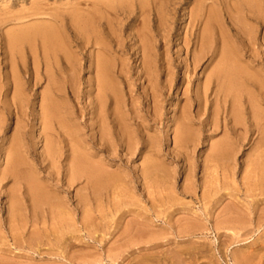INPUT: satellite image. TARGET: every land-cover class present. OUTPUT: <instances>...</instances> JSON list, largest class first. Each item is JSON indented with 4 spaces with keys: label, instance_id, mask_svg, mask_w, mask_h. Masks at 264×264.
<instances>
[{
    "label": "rangeland",
    "instance_id": "obj_1",
    "mask_svg": "<svg viewBox=\"0 0 264 264\" xmlns=\"http://www.w3.org/2000/svg\"><path fill=\"white\" fill-rule=\"evenodd\" d=\"M222 1L224 0H0L1 38L8 29H15V26L18 28L23 24L28 25L29 22L30 25L32 22L39 23L41 21L44 22V20L45 22H49L50 17L45 15L31 16L32 18L28 17L18 22H9L4 18H8L12 14H14L12 17H15L17 15L15 13L20 15L34 5L40 9L42 8L41 10H44L43 12L45 13L59 15L57 26L69 46L71 58V66L62 59L61 68L72 67V69L69 71L65 70L58 77L60 86L59 97L57 98L58 104L66 107L70 114L71 124L78 126L81 136L86 143V149L90 153L101 159H105L106 163L111 166V169L118 170L121 174L128 175L132 181L137 182L129 183L128 186L121 188L125 194L133 196L137 206H131L132 208L130 207V209L136 213L131 212L127 208L124 209L125 211L122 210L120 212L122 213V217L124 216L120 218L121 220L117 219L120 214L118 213L114 219L110 220L109 218L106 221L107 219H104L102 215L104 216L109 210L103 204L99 208L102 211L104 210L102 212L103 214L101 212L100 215L98 212L92 213L91 216H94L92 218H95V220L91 218L90 222L83 226L81 225L82 220H80V217H82L80 215L81 213L75 211L73 213V219L76 229L80 232L76 230V234L73 233L74 235H71V238H75H69L70 240H68L70 242L62 243L59 237L53 234V230L50 231L53 225L47 217L44 222L41 220L42 223L35 224L34 221L23 218L19 224L16 222V224L11 223L9 226L6 224L8 194L11 193L9 189L13 190L16 186L11 185L13 184L12 181H2L0 183V244L2 243L0 245V264H137L144 257L148 259V256L149 259L151 258V261L146 260L147 264H149V261L150 264H169L170 262L168 261H172L173 259L180 260L178 264H244L242 263L243 261H246L245 264H264V171L261 174L258 166V162L263 163L262 168L264 170V145L259 144L260 135L258 133H250L249 140L236 141L235 135L229 134L224 130V124L228 123L230 127L232 123L231 117L229 116L231 111L230 103L224 106L222 101L216 99L214 92L207 91L204 94L199 89L205 82L206 73H203L205 67L210 64L209 60L204 61L202 67L196 70H193L191 67L185 69L184 66V61L189 62L192 59L189 52L193 50L192 42L196 41L198 33L196 28L194 29L193 37L187 38V32L190 27L189 17L191 13H195L199 8L203 13H207L209 10L215 11L219 15V21L222 24L221 27H223L230 41L236 42L235 39L241 37V39H238V44H240V41L245 44L239 28L227 15L228 12H233L232 18L236 16L234 5L240 0H225L231 2L229 5L232 6L222 3ZM73 7H76L77 10L73 9ZM52 9L55 10L52 11L53 13L49 11ZM77 12L82 13L81 15L84 18L93 17L95 19L94 23L89 26L88 31H92L91 27L93 26L95 28V34H98L106 46L108 52L107 59L110 64V75L119 97L120 107L126 115L127 121L131 125L132 130H134L139 142L140 153L134 156H125L124 152L119 149L116 154H110V157V152L101 150L104 147L97 145L96 139L91 131L89 113L93 109L90 105V94L93 87L90 86L92 83V75H90L91 71L88 65L90 56L98 52L99 46L94 45L92 37L91 39L89 38L91 35L87 36L84 31L78 30L72 23L73 16L71 15ZM258 12L255 15H249V29L254 37L255 44L252 47L253 51L248 53L246 60L253 62L252 65L264 71V45H262L264 28L261 27L264 23L263 2L260 3V10ZM216 26L218 27L219 24ZM191 39L193 40L192 42L189 41ZM143 45H147L150 48L152 69L156 70L153 71V82L151 83L147 81V76L142 68L141 51ZM187 48H189L188 55L186 53ZM252 56L256 58L257 63L252 60ZM0 61H4V57L1 54ZM209 70L210 68L206 72ZM5 71V68H0V74L5 73ZM46 86L47 82L43 80L34 88L31 85H27L29 104L23 110H17L13 105H10L11 92H9V103L8 98L0 97V117L5 119L4 124L0 125V151L3 140L6 143L20 129L26 133L24 143L30 149L31 153V155L27 156V161L29 160L30 165H37L38 167L41 163L40 158L42 156L41 152L44 141L39 136L41 127L38 125L36 117L39 113V94L45 90ZM198 92L201 98L199 103L196 100V94ZM114 105L113 99L107 101L106 106L110 111ZM240 106L243 108V117L248 120L250 117L249 110L247 107L244 108L241 103L239 108ZM233 108H236V106ZM186 115L192 118V122L188 127L193 132L195 139L188 143L191 147L186 144L178 148V146L173 145L174 140L172 137H174L173 134L175 132H173V129L169 130L170 119L172 117L174 118L172 122L174 124L176 121L178 123L181 121L180 123H182V118ZM214 120L215 122H213ZM251 129L254 128L252 127ZM224 136L226 139L223 138ZM61 138L63 139V137ZM149 141L153 145V150H149L151 154L153 153L152 159L155 158L159 161L155 160L158 163V174L160 178L157 177L153 183L149 182V184H145L146 187H143L141 181L136 178L135 170L136 168L140 169L142 167L143 161L141 160L144 156L150 154L148 149L145 148V145H148ZM220 141H227L228 145H230L229 157L227 158L229 168H219L215 167L214 163H209L207 169L203 163L211 153L209 149ZM235 142L236 144H234ZM65 150H63L64 154L60 164L55 163L52 167L53 169L48 170L44 167L46 165L44 163L42 165L44 169L39 170V178L49 186L53 185L54 181L47 178V173L50 175L54 174L51 177L54 180L56 178L63 179V176L61 174L59 175V173H62L65 169V164L67 165L65 156L70 153L67 151V148ZM145 152H149V154H145ZM262 153L263 155L260 158L259 154ZM184 157L187 158L188 162ZM222 161H226V159L224 158ZM251 161L253 162L252 165L250 164ZM60 165L64 168H60ZM4 166V159L2 157L0 158V170ZM223 177H225L224 182L222 181ZM214 178L217 179L213 180ZM126 180L129 181V178H126ZM215 181L217 182L215 183ZM216 184L217 186H215ZM81 186L77 185V188ZM126 187H129L130 190L128 188L126 190ZM71 191L69 194L70 198L74 194L72 189ZM145 192H150L151 195L148 196ZM212 192L215 194L214 197L213 194L211 196ZM224 192L225 196L223 195L224 197H222ZM203 194L211 196L206 206L201 201ZM227 194H231V196ZM61 195V197L67 196L65 193H61ZM167 197L173 202V205L169 207V212L171 208H174L172 209L174 213L168 212V205H165ZM217 199L219 201H217L218 203L215 201ZM148 201L152 202L148 204ZM26 202L27 204L29 203V201ZM153 202L156 203L153 204ZM72 203L71 207L73 208L75 203L74 201ZM214 203L217 205H214ZM27 204L24 203V205ZM151 209L153 210L150 212L149 210ZM209 209L211 212H209ZM123 211H129L132 215L135 214L136 216H130V213H124ZM158 212L159 214L161 212L160 216ZM140 213H142V216ZM144 213L146 214L144 215ZM193 213L198 214H194V218L196 217V219L191 218ZM41 217L40 219H42ZM166 217H169V220L172 221L170 222ZM148 218L154 221L151 231H156L153 233V243L155 245L157 242L156 246L158 247L153 246V254L147 251L145 248L146 245L139 243L141 241L140 239H137L139 232L136 230L139 229L138 226L140 229H144V226L147 227L148 225L146 224L150 223L148 221L147 223L145 222L146 224L143 223L145 221L143 219L148 220ZM140 220L143 221L141 222ZM191 221L193 224L190 223ZM23 224L25 225L23 226ZM183 224L194 229H203V232H196L194 235L181 237L177 232L181 227H184ZM48 225H51L52 228ZM32 226L35 227L33 228ZM100 226L103 233L99 230ZM111 226H115V228L118 226L119 228L117 227L116 230L115 228L112 229ZM89 227L92 228L90 229ZM205 227L207 230H205ZM225 227H231V232L230 230H226L227 232L222 230ZM49 228L51 229L49 230ZM159 228L161 230H165L166 228V231L170 232L165 233L166 231L163 232L164 230L161 231ZM217 228H220V230H217ZM45 229L46 231H44ZM83 229L85 230L84 232ZM119 229L121 230L119 231ZM123 229L127 231L125 232ZM34 230H37L38 234ZM158 230L162 233H159ZM232 230H236V232L240 230L241 232L238 234L235 231V233L232 232ZM95 231L98 232L96 233ZM110 231H115V233L112 234ZM122 231L126 233L124 234L123 232L124 237L121 234ZM28 232L31 234H28ZM132 232L135 233V236ZM93 233L95 237L92 235ZM99 233L103 235H99ZM115 235H119L120 237H116ZM13 236L17 239L19 237L20 240L14 243ZM24 237L27 238V241L23 239ZM38 238H41V240H38ZM138 238L141 237L138 236ZM141 239L142 241L144 240L143 238ZM24 240L26 242H23ZM32 240L39 242L36 241L33 243ZM45 240L47 243H44ZM5 241L7 242L6 244L3 243ZM31 241L32 244H30ZM61 243L62 246H60ZM47 244L49 245L47 246ZM69 244L72 245L69 246ZM50 245H52V248L55 247L52 249ZM141 245L143 246L140 248L139 246ZM179 247L185 248L184 251L183 249L179 250ZM46 248L47 251H44ZM63 248L66 249L64 250ZM54 249L56 250L54 251ZM57 249L59 250L57 251ZM50 250H52L51 252L54 255L52 253L49 254ZM63 250L65 252L68 250L71 253H63ZM169 251H171L170 255L169 253H164ZM83 253H87L88 255H85L87 257ZM171 254L173 255L171 256ZM80 255L82 256L79 257ZM162 255H165V258ZM133 258H137L138 260L136 259L134 261ZM242 259L244 260L242 261ZM81 260L82 262H79ZM237 260L239 261L237 262ZM174 261L177 263V260ZM174 261L171 263L175 264Z\"/></svg>",
    "mask_w": 264,
    "mask_h": 264
},
{
    "label": "bare ground",
    "instance_id": "obj_2",
    "mask_svg": "<svg viewBox=\"0 0 264 264\" xmlns=\"http://www.w3.org/2000/svg\"><path fill=\"white\" fill-rule=\"evenodd\" d=\"M261 2L264 3V0H259V1L258 0H240L238 3L234 5L235 7L234 11H236V14H235L236 16L232 18L233 12L227 13V15L229 16V19L239 28V31L242 34V39L245 40V44L241 43V41H240V44H238L239 42L238 39H241V37L240 38L237 37L235 39L236 42L230 41V39L226 36L223 30V27H221L222 24L219 21V15L215 11L209 10L207 13L206 12L203 13V11L199 8L195 11V13H191L189 17L190 27L187 32V38L193 37L194 29L196 28L198 30V33L196 36V41L192 42L193 41L192 39L189 40L192 42V46H193V50H190L189 52L191 54L192 59L189 60V62L184 61V64H185L184 66H185V69H188L189 67H191L193 70H196L202 67L204 61L209 60L210 64L207 67H205V71L203 73V74L206 73L205 82L203 83L202 87H199V89L203 91L204 94H206L207 91L214 92L216 99L222 101L224 103V106L225 104L230 103L231 111L229 113V116L231 117L232 123L230 127L228 123L224 124V127H223L224 130L227 131L229 134L235 135L236 141L238 140L242 141L245 139L249 140L250 133L251 134L258 133L260 135L259 144L264 145V71L257 68V66L252 65L253 62L246 60L248 53L253 51L252 47L255 44L254 37L249 29L250 28L249 15L250 14L255 15V13H259L258 11L260 10ZM222 3H225L226 5L231 4V2H228L225 0L222 1ZM229 6H232V5H229ZM41 9L38 6L34 5L31 8L27 9V11L26 10L24 12L21 11L23 13H21L20 15L18 13H15L18 16L16 15L15 17H12L14 15L12 14V16L9 15L8 18L6 17L4 18L7 19L9 22H18L20 20L22 21L23 19H26L31 16L45 15V16L50 17L49 22H45L44 20V22L41 21L38 23L36 21L37 23H33L31 21L32 23L30 25H29L30 23L29 22L28 25L23 24L21 27L17 28L15 26V29L13 28L8 29V31L5 32L3 37L2 38L0 37V54L3 55L4 57V61H0V68L6 69L5 73L0 74V97L8 98V103H9V92H11L12 96L10 100V105L11 106L13 105L17 110H23L29 104V99L27 97V89H28L27 85L29 86L31 85L34 88L40 84L41 80L47 82V86L45 90L39 94V97H40L39 104H38L39 113L37 114V117H36V121L38 125L41 127V129L39 130V136L44 141L43 150L41 152L42 156L40 158L41 163L39 167L37 165L33 166L29 164L28 162L29 160L27 161L28 159L27 156L31 155V153H30V149H28V147L25 146V143H24L26 133L18 129V131L14 135H12V137L9 140H7L6 143L3 140L1 151H0V158L3 157L5 166L3 169L0 170V183L2 181L3 182L12 181L13 184L11 185L16 186L13 190L9 189L11 193L8 194V205L6 204L7 205V208H6L7 217L5 218L6 224L8 226L11 223H15V222L19 224V222H21L23 218H27L31 221H34L35 224L39 222L42 223V221L44 222L45 218L47 217L49 218V221L51 220V223L53 225V228L51 227V225H48L52 228V229L49 228V230L50 229H51L50 231L53 230V234L57 235L59 237V240L62 243L63 242L65 243L70 240L69 238H71V235L75 233V231L77 230L75 227V221L73 219V216H74L73 213H75V211L81 213L80 214L82 216L80 217L81 218L80 220H82L81 225L84 226V224L85 225L88 224L91 218L94 217V216H91L92 213L98 212L100 215V212L102 213L104 211V210L102 211L101 209H99L100 207L103 206V204H105L107 210H109L106 214H104V216L102 215L103 213L101 214L104 219H107L106 221H108L109 218L110 220L114 219V217L117 216V214L120 213L122 210L127 209V208L130 209L131 206L136 205L133 196L130 194H125V192L121 190L123 186H128L129 183H132V182L135 183L136 181H132L128 175L121 174L118 170L111 169V166L106 163L105 159H101L100 157L94 156L92 153H90L89 150L86 149V143L81 136V132L78 126L71 124V118L69 117L70 114L67 111L66 107L60 106L58 104L57 98L59 97L58 93L60 91L58 77L62 72H65V70L69 71L72 69V67H67L65 69L61 68L62 59L65 60L68 65L71 66L69 46L66 43V40L64 39L63 34L61 33L60 29L57 26V23L59 21L58 19L59 15L45 13L43 12L44 10H41ZM73 9L77 10L76 7H73ZM49 11L52 12L55 10L52 9ZM81 14L82 13H79V12L73 13L71 15L73 16L72 23L75 25V27L78 30H81L82 32L84 31L85 34H87V36L91 35L89 38L91 39L92 37V42L94 43V45L99 46L98 52L90 56L89 65H88V68L91 71L90 75H92L91 77L92 83L90 86L93 87V90L91 91V94H90V100H91L90 105L92 106L93 109L89 113L91 131L93 133L94 138L96 139L97 145L99 147H104V149H101V150L110 152L109 155L114 154V153L116 154L119 151V149H121V151L124 152L125 156H134L137 153H140L139 142L137 140L134 130H132L131 125L127 121L126 115L124 114V112L122 111V108L120 107L119 97L117 95V91L114 87V83L110 75V64L107 59L108 52H107L106 46L102 42L98 34H95L94 32L95 28L93 26L91 27L92 31L90 32L88 31L89 26H91L94 23L95 19L93 17L84 18L83 15ZM217 24H219L218 27L216 26ZM261 27L264 28V23L261 25ZM262 36H263L262 45H264V32ZM188 49L189 48H187V51H186L187 55H188ZM150 51L151 50L147 45L142 46V51H141V57H142L141 59H142V65H143L142 68L144 70L145 75L147 76V81L149 83L153 82L152 81L153 71L155 70V69H152ZM255 59L256 58L252 56V60L254 62H256ZM209 68L210 70L206 72ZM110 99H113L115 103L111 111L106 106L107 101ZM196 100L198 103L201 100L199 92L196 94ZM95 101L96 103H94ZM240 103L242 104V106H244V108L247 107V109L250 112V117L248 118V120L243 117V108H241V106L239 108ZM234 106H236V108H233ZM173 121H174V118L172 117L170 119L169 130L173 129V132H175L173 134L174 137H172L174 140V143L172 142L174 146L176 145V147L178 146V148L179 147L181 148L185 146L186 144L194 141L195 136L193 132L190 130V128L188 127V125L192 122V118L186 115L182 118V123H180L181 121H179V123L176 121V123L174 124L172 123ZM4 122H5V119L0 117V125H3ZM213 122H215V120ZM252 127L254 129H251ZM61 137H63V139ZM223 138L226 139L225 136ZM234 144H236V142ZM261 145L259 146L261 147ZM229 146L230 145H228L227 141H224V142L220 141L219 143L214 144L212 148L209 147L210 148L209 151H211V153L210 154L207 153L209 155L207 156L206 160L203 163L205 167L207 168L209 163H214L215 167L228 169L229 164H228L227 158L229 157ZM66 148H67V151L70 152L69 155L65 156V161L67 162V165L65 164V169L63 170L62 173H59V175L61 174L63 176V179L56 178V180H54L51 178L52 175L54 174L50 175L49 173H47L48 174L47 178L54 181V184L49 186L46 182H43L41 178H39V170L44 169V167H46L49 170L55 165V163L60 164L62 161L63 154H64L63 150H65ZM145 148H147L148 151L153 150V145L150 143V141L148 145H145ZM256 148H257V144H256ZM149 152L147 153L145 152V154H149L148 156H144L145 154L143 155L144 158L141 160L143 161L142 167L140 169L136 168L135 170L136 178L141 181L143 187H146L145 184H149V182L153 183L154 180L157 179V177H159V174H158L159 168L157 165L158 163L155 162L156 160L155 158L152 159L153 153L151 154V151ZM262 155L263 153L259 154V157L261 158ZM224 158L226 159V161H222L224 160ZM185 159L187 161V158ZM44 163H46V165L43 167L42 165H44ZM252 163L253 162L251 161L250 164L252 165ZM258 166L261 170V174H263V171H264L262 168L263 163L258 162ZM60 168H64V167L60 165ZM55 177H56V173H55ZM126 178H129V181L126 180ZM216 179L217 178H214L213 180H216ZM222 179H223L222 181L224 182L225 177H223ZM216 182L217 181H215V183ZM77 185H82V186L77 188ZM209 185L211 186V184ZM215 186H217V184ZM127 188L128 190H130L129 187H126V190ZM212 188L214 187L212 186ZM71 189L73 190V193H74L72 198H70L69 196V194L72 192ZM213 192L211 193V196L213 194V197H214L215 194ZM61 193H65V195L67 196L61 197L62 196ZM145 193L148 196L151 195L150 192L149 193L145 192ZM217 195L219 194L217 193ZM223 195L225 196V192L222 194V197H224ZM227 195L231 196V194H227ZM211 196L210 195L206 196L205 194L202 195L201 201L204 206H206L209 203V197ZM25 200L29 201V203L27 204ZM176 200H177V197H176ZM72 201H74L75 203L73 208L71 207L73 204ZM152 201H148V204L149 202H152ZM165 201H166L165 205H168V212H169V207L173 205L172 204L173 202L169 200V197H167V200ZM215 201L216 203L219 202L218 199ZM24 203H26L27 205H24ZM155 203L153 202V204ZM165 205L163 206L165 207ZM214 205H217V204L214 203ZM153 209L149 211L151 212ZM172 209L174 208H171L170 212H173ZM130 210L131 212H133L132 209ZM166 210H167V207H166ZM129 211H126L124 213L128 212L130 213V216L134 217L135 214L132 215V213ZM209 212H211L210 209H209ZM141 214L142 213H140V215ZM145 214L146 213H144V215ZM160 214L158 212L159 216ZM194 214L196 215L197 213H193L192 214L193 216L191 218H194L195 216ZM119 215L117 219L121 220L120 218H123L124 216L122 217V213H120ZM40 217L42 219H40ZM150 218H148V220L143 219L145 220L143 223L145 222L147 223V221L150 223V224L145 223L146 225H148L147 227L142 226L144 229L142 228L140 229V227L138 226L139 229L136 231L139 232L137 235V239L141 240L139 241V243L140 244L143 243L144 245H146L145 248L147 249V251H150L152 253V251H154L152 250L153 246H156L157 242L154 245L153 233L156 231H153V232L151 231V228L153 227L152 224L154 221ZM166 218L169 220V217H166ZM194 219H196V217ZM93 220H95V218ZM143 220H140V221L142 222ZM185 220H188V219H185ZM115 221H116V218H115ZM190 223L193 224L192 221ZM24 225L25 224H23V226ZM117 225H119V223H117ZM126 226H128V224H126ZM135 226L137 227L136 224ZM94 228L96 227L94 226ZM111 228L113 229L115 228V226L114 227L111 226ZM159 229L161 230V228ZM16 230L18 231V229ZM31 230L33 229L31 228ZM99 230L100 232H102L101 226ZM120 230L121 229H119V231ZM205 230H207L206 227H205ZM217 230H220V228H217ZM222 230H225V231L230 230L231 232V227H225ZM44 231H46V229ZM84 231L85 230L83 229V232ZM124 231L126 232L127 230H124ZM124 231H122V233L120 232L122 236L126 234ZM161 231H159V233ZM165 231H166V228L163 232ZM234 231L236 232V230H232V232ZM35 232L38 234L37 230ZM35 232H32V233L34 234ZM169 232L166 231L165 233H169ZM196 232H203V229H199V228L194 229L193 227L184 226V227H181L177 233L180 234L181 237H183V236L194 235ZM240 232L241 231L239 230V232H236V233L239 234ZM29 233L30 232H28V234ZM94 233L92 235H94L95 237L96 233L95 234ZM110 233L113 234L115 233V231L114 232L110 231ZM133 233L134 232H132V234ZM132 234L130 233V235ZM99 235H103V234L99 233ZM30 236L32 237V235ZM134 236H135V233H134ZM138 236H140L144 240L142 241V239L138 238ZM46 237H47V234H46ZM116 237H120V236L118 235ZM41 238H38V240L39 239L41 240ZM72 238H75V237H72ZM23 239L26 240L27 238L24 237ZM18 240H20L19 237L17 239L16 237L13 236L14 243H16ZM25 240L23 242L27 241ZM28 240L30 241V239ZM32 241L30 244H32ZM36 241H33V243H35ZM3 243L6 244L7 242L5 241ZM44 243H47L46 240L44 241ZM49 243L51 242L49 241ZM62 243L60 246H62ZM48 245L49 244H47V246ZM71 245L69 244V246ZM65 246L67 245L65 244ZM142 246L143 245L139 247L141 248ZM50 247L52 248V245H50ZM157 247L158 246H156V248ZM66 248H63V249L65 250ZM180 249L181 250L183 249L184 251L185 248L179 247V250ZM55 250L56 249H54V251ZM58 250L59 249H57V251ZM64 250L62 252L66 253L68 252L69 249L66 252ZM141 250L143 251V249ZM44 251H47V248ZM51 251L52 250H50L49 254L52 253ZM185 251L188 253L187 250ZM170 252L171 251L164 252V253L166 254L169 253L170 255ZM173 252H175V250H173ZM70 253L68 252L67 254H70ZM83 254L85 256L87 253L86 254L83 253ZM52 255L54 254L52 253ZM82 255H80L79 257H81ZM172 255L173 254H171V256ZM162 256L165 258V255H162ZM171 256H170V259H171ZM147 258L148 259H146L145 257L143 259L141 258L142 260H140L139 262L137 261L138 262L137 264H147L146 260L151 259V258L149 259V256ZM133 259L135 261L137 258L136 259L133 258ZM174 260H177V263ZM243 260L244 259H242V261ZM150 261H149V264H150ZM173 261L175 264H178V262H180V260L178 259H173L172 261L169 260L168 262H170L169 264H173L171 263ZM238 261L239 260H237V262ZM79 262H82V260ZM245 262L243 261L242 263L245 264ZM79 264H82V263H79ZM161 264H165V263H161Z\"/></svg>",
    "mask_w": 264,
    "mask_h": 264
}]
</instances>
